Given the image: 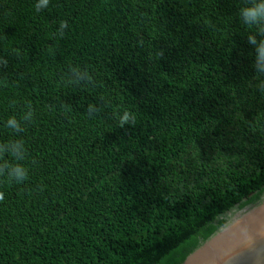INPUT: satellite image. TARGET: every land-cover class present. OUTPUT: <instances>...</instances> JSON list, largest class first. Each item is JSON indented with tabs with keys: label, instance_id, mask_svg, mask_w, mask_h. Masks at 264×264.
Returning <instances> with one entry per match:
<instances>
[{
	"label": "trees",
	"instance_id": "trees-1",
	"mask_svg": "<svg viewBox=\"0 0 264 264\" xmlns=\"http://www.w3.org/2000/svg\"><path fill=\"white\" fill-rule=\"evenodd\" d=\"M35 2L0 0V144L22 140L29 167L0 176V264H181L264 200L247 39L264 22L239 15L256 0ZM29 109L22 132L3 127Z\"/></svg>",
	"mask_w": 264,
	"mask_h": 264
},
{
	"label": "clouds",
	"instance_id": "clouds-1",
	"mask_svg": "<svg viewBox=\"0 0 264 264\" xmlns=\"http://www.w3.org/2000/svg\"><path fill=\"white\" fill-rule=\"evenodd\" d=\"M49 0H36L34 8L37 12L41 9H47ZM240 18L244 24L261 25L264 22V0H256L249 7H243L239 11ZM67 27V22L61 20L59 22L57 33L63 36V30ZM260 32H264V26L260 28ZM248 43L253 46L256 56L253 67L256 72L264 74V39L257 40L255 35L248 36ZM2 63V61H0ZM67 76L72 83L88 82V73L76 67L67 70ZM98 111L95 104H88L86 112L92 116ZM32 118L31 109L27 110L20 119L15 116H9L3 121V127L10 129L13 133L23 131L22 125L29 122ZM134 117L128 112H124L120 117V123H134ZM0 176L4 177L9 183L22 184L29 176V167L27 166L25 145L22 140H9L0 144ZM3 194L0 193V200Z\"/></svg>",
	"mask_w": 264,
	"mask_h": 264
},
{
	"label": "water",
	"instance_id": "water-1",
	"mask_svg": "<svg viewBox=\"0 0 264 264\" xmlns=\"http://www.w3.org/2000/svg\"><path fill=\"white\" fill-rule=\"evenodd\" d=\"M181 264H264V200L233 215Z\"/></svg>",
	"mask_w": 264,
	"mask_h": 264
}]
</instances>
